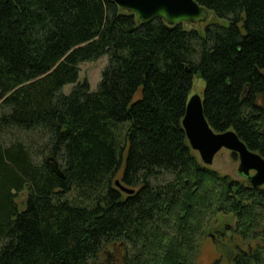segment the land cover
Segmentation results:
<instances>
[{
    "label": "trees",
    "instance_id": "trees-1",
    "mask_svg": "<svg viewBox=\"0 0 264 264\" xmlns=\"http://www.w3.org/2000/svg\"><path fill=\"white\" fill-rule=\"evenodd\" d=\"M194 1L224 23L139 25L112 0H0V264H97L115 244L123 264H193L218 213L254 242L231 264H264V186L204 166L181 124L199 78L210 128L264 159V0ZM102 56L92 92L78 65Z\"/></svg>",
    "mask_w": 264,
    "mask_h": 264
},
{
    "label": "water",
    "instance_id": "water-1",
    "mask_svg": "<svg viewBox=\"0 0 264 264\" xmlns=\"http://www.w3.org/2000/svg\"><path fill=\"white\" fill-rule=\"evenodd\" d=\"M112 1L124 12L132 14L139 25H146L156 18L169 26L198 25L206 23L210 15L206 8L194 0ZM181 124L190 149L198 155L204 166L209 167L215 155L225 149L236 155L239 162L237 173L246 177L251 187L259 188L264 185V159L259 154L248 150L234 131L214 132L204 117L200 96H189ZM45 163L59 178H64L58 162L52 156L46 158ZM251 172L252 175H250ZM115 186L126 194L133 192L123 187L119 181H115Z\"/></svg>",
    "mask_w": 264,
    "mask_h": 264
},
{
    "label": "rangeland",
    "instance_id": "rangeland-1",
    "mask_svg": "<svg viewBox=\"0 0 264 264\" xmlns=\"http://www.w3.org/2000/svg\"><path fill=\"white\" fill-rule=\"evenodd\" d=\"M211 22L224 23L210 14L206 23ZM204 24H198L196 27L202 28ZM107 63V56L80 63L78 65V81H85L89 85L90 91H96L101 80L102 71ZM74 86L75 84L65 85L62 88V93L69 94ZM203 87V81L194 77L189 96L198 95L202 97ZM22 137H25V135ZM238 164L237 158H233L231 152L222 149L215 155L212 164L208 168L221 176H227L237 182H244V177L237 173ZM252 174L251 172L250 175ZM120 176L121 172L117 175V179ZM25 196V192L18 195L16 202L19 206L24 202ZM261 216L264 219V210ZM234 228L235 218L231 214L218 213L206 216L201 222V236L197 238L198 252L193 264H212L216 260H219V264H231L237 247L243 251H247L248 249L251 251L254 249V242H251V240H242L235 234ZM109 251L112 252L110 257L108 256ZM123 258H125V251L121 246H110L103 250L97 264H122Z\"/></svg>",
    "mask_w": 264,
    "mask_h": 264
},
{
    "label": "flooded vegetation",
    "instance_id": "flooded-vegetation-1",
    "mask_svg": "<svg viewBox=\"0 0 264 264\" xmlns=\"http://www.w3.org/2000/svg\"><path fill=\"white\" fill-rule=\"evenodd\" d=\"M244 179L247 180L246 177H244ZM263 186H264V185H263ZM115 245H119V246H121L120 244H115ZM115 245H114V246H115ZM121 247H122V246H121ZM122 248H123V247H122ZM109 252H110V253H108V256L110 257L112 252H111V251H109ZM123 259H125V258H123ZM123 262H124V260H123ZM123 262H122V264H123ZM106 264H108V263H106Z\"/></svg>",
    "mask_w": 264,
    "mask_h": 264
}]
</instances>
